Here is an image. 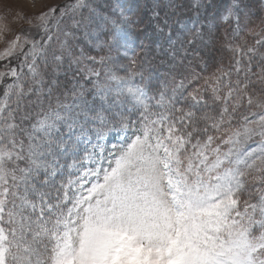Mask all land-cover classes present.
I'll return each mask as SVG.
<instances>
[{"label": "snow or ice", "instance_id": "1", "mask_svg": "<svg viewBox=\"0 0 264 264\" xmlns=\"http://www.w3.org/2000/svg\"><path fill=\"white\" fill-rule=\"evenodd\" d=\"M213 8L0 15V264H264V16Z\"/></svg>", "mask_w": 264, "mask_h": 264}, {"label": "rangeland", "instance_id": "2", "mask_svg": "<svg viewBox=\"0 0 264 264\" xmlns=\"http://www.w3.org/2000/svg\"><path fill=\"white\" fill-rule=\"evenodd\" d=\"M68 0H0V15H5L8 13H23V14H30L34 15L35 13L45 9L46 7L57 8L60 5L67 3ZM121 3L126 2V0H120ZM89 3L92 5H99L101 8L106 10L104 6L105 0H89ZM110 3L112 10L113 7L117 4V0H108ZM216 3H220L222 5V9H220V5L215 6ZM251 3V11L253 12V19L258 24L259 21L256 19V15L264 16V10L261 9V5H264V0H250ZM228 0H214V8L210 10V14L213 12L218 11V15L227 7ZM111 10V11H112ZM85 14H87V9H85ZM118 14V9H117ZM220 24V31L219 35L221 37L225 34L226 25L218 22ZM223 26V27H222ZM14 29L17 27L16 25L13 26ZM222 27V29H221ZM12 37L6 34V39L10 40ZM247 39L251 42H255L254 38L251 36L242 37V39ZM139 43V42H138ZM6 47L5 41H0V51H2ZM227 54V53H226ZM9 63V61H0V70H3V65ZM11 66H16L15 59L11 60ZM2 85H0V92H2Z\"/></svg>", "mask_w": 264, "mask_h": 264}, {"label": "trees", "instance_id": "3", "mask_svg": "<svg viewBox=\"0 0 264 264\" xmlns=\"http://www.w3.org/2000/svg\"><path fill=\"white\" fill-rule=\"evenodd\" d=\"M124 3V2H123ZM220 5V3H216L215 4V6H217V8H218V6ZM104 6L106 7V12H109V13H111L112 11V7H111V5H110V3H108V0H105V4H104ZM220 9H222V5H220ZM212 15H218V11H216V12H213V14ZM219 24V23H218ZM219 26H220V24H219ZM223 27V26H222ZM222 27H221V29H222Z\"/></svg>", "mask_w": 264, "mask_h": 264}]
</instances>
